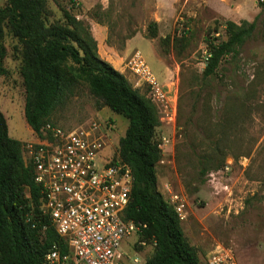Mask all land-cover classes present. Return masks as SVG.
<instances>
[{
    "label": "rangeland",
    "instance_id": "obj_1",
    "mask_svg": "<svg viewBox=\"0 0 264 264\" xmlns=\"http://www.w3.org/2000/svg\"><path fill=\"white\" fill-rule=\"evenodd\" d=\"M6 0H0L3 7ZM90 27L100 59L124 75L131 87L157 108L160 125L155 139L162 146L157 163V191L168 185L186 199L184 235L205 264L217 244L232 251L238 264H264V4L260 0H47L50 22H63L62 10ZM98 20L103 23L99 24ZM254 22L255 28L237 56L225 57L217 75L201 84L207 48L205 39L227 40L226 21ZM150 22L157 24L154 38ZM217 29L216 31H213ZM189 31L188 45L164 53L160 40ZM9 71L0 78V111L10 138L28 143L35 134L24 118V88L20 62L13 57L15 40L6 34ZM135 64H141L160 89L157 100L152 85ZM51 122L74 128L93 122L99 135L118 155V141L128 121L109 108H96L85 87ZM219 146L224 166L203 178L195 154ZM135 237H130L133 243ZM144 246L123 245L130 260L142 263L152 254V241Z\"/></svg>",
    "mask_w": 264,
    "mask_h": 264
},
{
    "label": "trees",
    "instance_id": "obj_2",
    "mask_svg": "<svg viewBox=\"0 0 264 264\" xmlns=\"http://www.w3.org/2000/svg\"><path fill=\"white\" fill-rule=\"evenodd\" d=\"M62 13L63 22H50L47 0H6L0 7V78L9 75L4 65L8 54L4 40L9 34L15 40L13 57L20 62L24 118L34 134L38 135L46 124H54L53 114L64 108L81 87L95 98L97 109L107 107L125 118L128 126L118 141L114 161L128 165L132 174L131 199L124 218L146 224L143 238L155 243L143 264H201L172 206L157 191L156 165L161 159L155 139L160 125L157 108L133 89L123 74L100 59L90 27L64 9ZM254 28V22L226 21L228 38L219 43L208 33L200 86L213 80L225 57L239 54ZM147 30L148 37L154 38L157 24L150 22ZM188 34L183 31L178 37L161 39L164 53L171 49L179 53L188 45ZM22 145L9 137L0 111V264H42L51 246L60 243L39 209V190L23 161ZM220 152L219 146L204 154L193 151L200 178L224 166L225 157Z\"/></svg>",
    "mask_w": 264,
    "mask_h": 264
},
{
    "label": "built area",
    "instance_id": "obj_3",
    "mask_svg": "<svg viewBox=\"0 0 264 264\" xmlns=\"http://www.w3.org/2000/svg\"><path fill=\"white\" fill-rule=\"evenodd\" d=\"M135 66L161 100L150 74L141 64ZM101 127L96 122L74 128L46 124L34 141L22 145L23 161L39 190L41 214L60 239L44 255L42 264H143L138 257L130 260L123 251L124 244L131 245L135 253L136 244L144 246L147 229L146 224L124 218L131 199V170L114 161L116 155L110 148L104 156ZM162 191L179 221H185V197L166 184ZM132 236L136 238L133 243L129 242ZM152 245L154 249L153 241ZM205 264L238 262L231 250L217 244Z\"/></svg>",
    "mask_w": 264,
    "mask_h": 264
},
{
    "label": "crops",
    "instance_id": "obj_4",
    "mask_svg": "<svg viewBox=\"0 0 264 264\" xmlns=\"http://www.w3.org/2000/svg\"><path fill=\"white\" fill-rule=\"evenodd\" d=\"M248 22V21H247ZM198 254H199V252H198Z\"/></svg>",
    "mask_w": 264,
    "mask_h": 264
}]
</instances>
